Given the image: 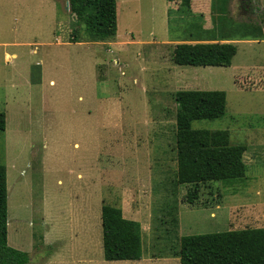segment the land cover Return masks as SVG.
Masks as SVG:
<instances>
[{
	"label": "rangeland",
	"instance_id": "rangeland-1",
	"mask_svg": "<svg viewBox=\"0 0 264 264\" xmlns=\"http://www.w3.org/2000/svg\"><path fill=\"white\" fill-rule=\"evenodd\" d=\"M213 2L116 0L115 36L93 41L68 0H0L7 244L28 264H180L181 237L264 227V0H230L223 20ZM215 41L235 45L229 67L171 59L176 44ZM183 90L223 91L224 115L191 128L246 148L245 178L201 185L194 206L176 183ZM103 205L139 222L140 260H104Z\"/></svg>",
	"mask_w": 264,
	"mask_h": 264
},
{
	"label": "trees",
	"instance_id": "trees-1",
	"mask_svg": "<svg viewBox=\"0 0 264 264\" xmlns=\"http://www.w3.org/2000/svg\"><path fill=\"white\" fill-rule=\"evenodd\" d=\"M177 4L176 10H191L192 0H166ZM230 0H214L218 19L223 20ZM70 14L77 26L93 41L115 36L117 31L116 0H68ZM217 7V8H216ZM168 9L167 12H170ZM264 29V12L262 13ZM78 29L72 42H77ZM264 36V31H263ZM214 41V40H213ZM229 42L179 43L171 59L179 66L229 67L236 55ZM175 160L177 185H190L185 202L194 206L201 185L217 181L241 180L246 175L243 155L245 146L230 145L226 130L192 129L196 120H214L225 112L223 91L183 90L174 93ZM6 118L0 112V131ZM103 258L106 261H137L142 256L139 222L123 217L122 210L112 205L101 207ZM180 264H264V227L244 228L219 233L184 236L174 253ZM26 252L7 244L6 168L0 164V264H28Z\"/></svg>",
	"mask_w": 264,
	"mask_h": 264
},
{
	"label": "crops",
	"instance_id": "crops-1",
	"mask_svg": "<svg viewBox=\"0 0 264 264\" xmlns=\"http://www.w3.org/2000/svg\"><path fill=\"white\" fill-rule=\"evenodd\" d=\"M195 1H198V0H192V2H191V9H192V11L193 12H195L196 10V8H198L199 6V4H195ZM168 7H169V3L167 2V11H168Z\"/></svg>",
	"mask_w": 264,
	"mask_h": 264
},
{
	"label": "water",
	"instance_id": "water-1",
	"mask_svg": "<svg viewBox=\"0 0 264 264\" xmlns=\"http://www.w3.org/2000/svg\"><path fill=\"white\" fill-rule=\"evenodd\" d=\"M68 7H69V4H68Z\"/></svg>",
	"mask_w": 264,
	"mask_h": 264
}]
</instances>
